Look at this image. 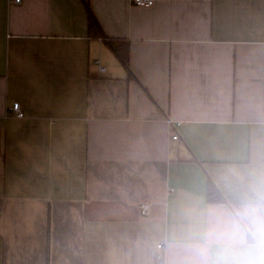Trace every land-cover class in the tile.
Segmentation results:
<instances>
[{
	"label": "crops",
	"instance_id": "obj_1",
	"mask_svg": "<svg viewBox=\"0 0 264 264\" xmlns=\"http://www.w3.org/2000/svg\"><path fill=\"white\" fill-rule=\"evenodd\" d=\"M259 199L264 0H0V264H184L190 207Z\"/></svg>",
	"mask_w": 264,
	"mask_h": 264
},
{
	"label": "clouds",
	"instance_id": "obj_2",
	"mask_svg": "<svg viewBox=\"0 0 264 264\" xmlns=\"http://www.w3.org/2000/svg\"><path fill=\"white\" fill-rule=\"evenodd\" d=\"M185 219L178 242L184 264H264V199L232 207L196 204Z\"/></svg>",
	"mask_w": 264,
	"mask_h": 264
},
{
	"label": "trees",
	"instance_id": "obj_3",
	"mask_svg": "<svg viewBox=\"0 0 264 264\" xmlns=\"http://www.w3.org/2000/svg\"><path fill=\"white\" fill-rule=\"evenodd\" d=\"M89 32L95 36L105 39L107 44L114 50V52L120 57L123 65L126 67L129 76L135 77L131 65H130V48L127 41L124 39H115L107 37L97 20L96 16L93 13H90L89 16ZM208 201L210 202H226V197L219 189V187L211 179L208 182Z\"/></svg>",
	"mask_w": 264,
	"mask_h": 264
},
{
	"label": "built area",
	"instance_id": "obj_4",
	"mask_svg": "<svg viewBox=\"0 0 264 264\" xmlns=\"http://www.w3.org/2000/svg\"><path fill=\"white\" fill-rule=\"evenodd\" d=\"M15 2H21L22 0H12ZM135 4L137 5H142V6H151L154 4L155 0H132ZM98 67L100 71L105 72L106 71V66H104L101 61L98 59L97 61ZM12 109L16 112V115L19 117L24 116V111L21 109L20 102L16 101L12 105ZM174 139L178 138V135L173 136ZM147 210V205H143V211ZM164 243H159L158 244V252H157V259L155 264H163L164 262Z\"/></svg>",
	"mask_w": 264,
	"mask_h": 264
}]
</instances>
